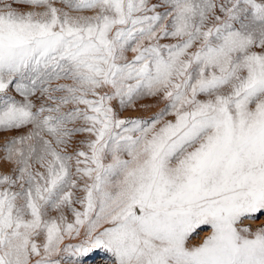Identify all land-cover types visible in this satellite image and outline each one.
<instances>
[{"label":"snow or ice","instance_id":"obj_1","mask_svg":"<svg viewBox=\"0 0 264 264\" xmlns=\"http://www.w3.org/2000/svg\"><path fill=\"white\" fill-rule=\"evenodd\" d=\"M0 133V264H264V0H0Z\"/></svg>","mask_w":264,"mask_h":264},{"label":"rangeland","instance_id":"obj_2","mask_svg":"<svg viewBox=\"0 0 264 264\" xmlns=\"http://www.w3.org/2000/svg\"><path fill=\"white\" fill-rule=\"evenodd\" d=\"M116 102H114L115 104ZM141 103H145L150 105L146 110L137 107L136 110L128 109L121 113L122 116L125 117H143L149 118L155 112L159 110L160 107L163 106L162 103H157L155 100H146ZM4 135H11V133H0V141ZM246 225H251L253 229L259 227L260 225H264V210H261L256 214L255 219H246L244 222ZM210 226H201V228L197 231V233L193 234L190 243L198 244L205 238L208 234H210ZM109 255L102 248L95 249L93 252L89 253L87 257L84 258L83 264H111L109 260Z\"/></svg>","mask_w":264,"mask_h":264}]
</instances>
